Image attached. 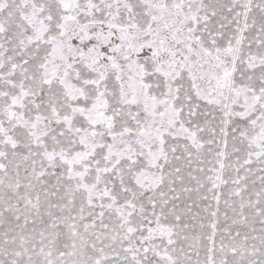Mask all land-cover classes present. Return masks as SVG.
Here are the masks:
<instances>
[{"label":"snow or ice","instance_id":"obj_1","mask_svg":"<svg viewBox=\"0 0 264 264\" xmlns=\"http://www.w3.org/2000/svg\"><path fill=\"white\" fill-rule=\"evenodd\" d=\"M0 264H264V0H0Z\"/></svg>","mask_w":264,"mask_h":264}]
</instances>
